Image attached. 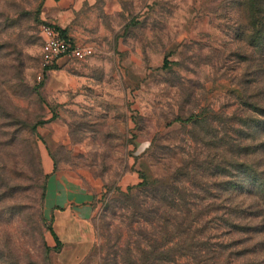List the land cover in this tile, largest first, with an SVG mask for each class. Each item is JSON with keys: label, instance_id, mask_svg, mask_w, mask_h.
Instances as JSON below:
<instances>
[{"label": "rangeland", "instance_id": "374dc122", "mask_svg": "<svg viewBox=\"0 0 264 264\" xmlns=\"http://www.w3.org/2000/svg\"><path fill=\"white\" fill-rule=\"evenodd\" d=\"M56 1L0 0V264H68L85 226L91 241L70 264H144L148 228L107 198L140 167L163 173L213 148L192 115L219 131L248 115L262 138L264 40L248 25L264 0H94L78 24L92 54L44 69L38 25L56 20ZM261 241L245 264H264Z\"/></svg>", "mask_w": 264, "mask_h": 264}, {"label": "trees", "instance_id": "16d2710c", "mask_svg": "<svg viewBox=\"0 0 264 264\" xmlns=\"http://www.w3.org/2000/svg\"><path fill=\"white\" fill-rule=\"evenodd\" d=\"M255 14L263 16L248 27L257 26L261 42L264 8ZM257 112L264 117V106ZM237 120L233 123L240 128L216 126L219 131L201 114L192 115L187 121L212 128L195 139L205 143L209 135L213 148L177 158L174 167L163 173L140 167L137 184L126 191L115 189L108 196V206L128 212L129 224L148 228L145 244L137 241L135 246L144 264H245L247 245L264 240V152L262 157L250 158L257 150L264 151V120L259 139H252L246 130L250 116ZM241 131L246 132L244 136ZM241 136L251 142L245 143ZM48 229L59 246L54 230Z\"/></svg>", "mask_w": 264, "mask_h": 264}, {"label": "crops", "instance_id": "0c3cea01", "mask_svg": "<svg viewBox=\"0 0 264 264\" xmlns=\"http://www.w3.org/2000/svg\"><path fill=\"white\" fill-rule=\"evenodd\" d=\"M56 3L58 6L53 14L54 19L56 20L55 21L47 20V21L52 23L57 29H59L64 36H66L67 38H69L70 40L76 43H79L78 41L81 39L82 40L88 39L87 37L83 36L81 31H79L78 24H79V20L83 17L82 12L84 10L93 9L94 0H58L56 1ZM103 4L105 5V3ZM61 60L62 59H60L58 63ZM56 233L57 232H55V234ZM57 237L59 239V236ZM90 241H91L90 237L87 234V226H85V238L78 241L69 242L67 246H64L66 251H64L63 254V258H64L63 260H65L63 263H68V264L73 263L75 258H77L83 252V250H85L88 247Z\"/></svg>", "mask_w": 264, "mask_h": 264}, {"label": "built area", "instance_id": "2783aa9c", "mask_svg": "<svg viewBox=\"0 0 264 264\" xmlns=\"http://www.w3.org/2000/svg\"><path fill=\"white\" fill-rule=\"evenodd\" d=\"M38 31L41 37L40 65L44 69L53 67L60 59L84 60L93 52L90 45L70 40L50 22L41 21ZM37 79H41V74Z\"/></svg>", "mask_w": 264, "mask_h": 264}]
</instances>
